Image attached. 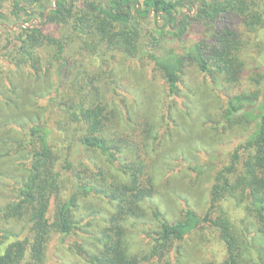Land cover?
I'll use <instances>...</instances> for the list:
<instances>
[{
  "label": "trees",
  "instance_id": "16d2710c",
  "mask_svg": "<svg viewBox=\"0 0 264 264\" xmlns=\"http://www.w3.org/2000/svg\"><path fill=\"white\" fill-rule=\"evenodd\" d=\"M36 17L67 31L45 32ZM13 20L0 48V102L16 111L0 139V264H53L56 239L77 258L61 264H161L178 249L201 221L193 210L171 222L155 207L150 248L135 250L130 239L159 191L158 151L175 129L167 114L187 90L190 101L219 99V110L196 114L200 126L249 134L217 170L202 220L220 233L224 264H258L250 233L264 264V103L258 117L245 112L260 91L243 86L264 79L253 65L264 48V0H0V21ZM84 54L101 60L98 71L80 67ZM142 75L163 87L162 111ZM55 128L72 139L66 152ZM82 150L93 157L74 162ZM227 197L245 205L242 232L220 208Z\"/></svg>",
  "mask_w": 264,
  "mask_h": 264
},
{
  "label": "rangeland",
  "instance_id": "374dc122",
  "mask_svg": "<svg viewBox=\"0 0 264 264\" xmlns=\"http://www.w3.org/2000/svg\"><path fill=\"white\" fill-rule=\"evenodd\" d=\"M9 5V3L4 5L6 12H9ZM196 5H198V3H196ZM23 19H27V16H23ZM36 21L38 25L48 33L61 35L62 32L67 31V27H58L53 23H45V20L41 21L39 17H36ZM7 26H9L10 31H14L17 27L16 21H0V48L5 45V38L9 35L6 28ZM259 38L264 43V30L260 32ZM174 44L180 46L177 43L169 44V46ZM100 61L101 60H99L97 56L84 54L80 58V67L89 72H96L101 66ZM253 65L254 71H259L264 75V48L261 53L255 55ZM121 69L128 73L131 72L128 66H123ZM139 78L141 80L144 79V85H147L149 97H152L154 101H156L157 109L161 108L160 110L162 111L163 102L165 101L163 87L158 83L154 84L148 82L143 75ZM194 78L197 84H201L199 78ZM18 85L22 86L19 83ZM243 86L248 92H254L256 89L260 91L259 101L254 105H249L245 111L252 116L258 117L262 112L264 103V79L262 82L257 83L251 82V79L246 78ZM52 87V83L50 82L48 89ZM41 91L45 92L43 90ZM209 93L214 92L212 90L209 91ZM189 95L191 94L187 90L184 95L185 97L178 98V102L173 106L172 112L167 114L168 118L170 114L172 117L167 121L166 126L175 129L172 130V133L174 132L172 136L169 137L168 135L163 139L164 141L162 140L164 146L158 151L160 152L159 156L163 164L161 166V173L158 177L159 191L155 198H153V201L147 204V218L139 221L136 226L131 227L134 231L132 230L130 241L135 250H147L153 244L154 241L147 232H150L155 227L157 228L159 225V220L153 212V208L155 207H159L171 222L185 221L187 219L186 212L188 210H193L201 217V221L192 232L188 233L184 239L178 243V249H174L167 258H164L161 264H224L226 247L220 237V233L210 222H205L202 219L211 207V188L217 170L226 165V163H229L231 152H233L238 142L240 140L245 141L249 134L243 132L242 136L241 133H238L237 129H224L222 125L217 127L216 130L208 126V123L203 124L204 126H200L199 124L202 122L203 116L199 115L196 117V114L202 112V110H217L220 107L219 99H215L213 96L211 99L214 100L208 101L209 99L203 97L199 98L200 103H198L190 101L188 98ZM10 96L16 103L19 102L22 108L23 106L29 108L32 106V103L24 102L21 98L11 93ZM211 96L212 94L209 97ZM146 98L147 96L142 98L139 97L141 102H144L146 106H150L152 103H148ZM185 100L187 101L185 102ZM201 100L204 101L201 102ZM14 107V103L7 104L5 102H0V139L5 132L4 129L7 127V123H9L8 115L13 116L16 112H13ZM155 111L156 110H153L152 114H155ZM18 112L21 113L19 110ZM160 116H162V112H160ZM55 130L57 143L63 148V151L66 152L67 148L72 144V139L68 138L66 133H62L58 128H55ZM217 132L222 133L219 134ZM74 145L82 148L78 143ZM83 151L84 150L81 152L77 151L76 154H74V162H77L79 159L89 161L91 159L90 156L93 157L91 153L89 156H86ZM8 163L10 164V161ZM8 166L20 174L17 166ZM193 166L195 169H192ZM13 174L16 175V173L12 171L11 175ZM99 203L106 206L104 202ZM96 206L102 208L98 204ZM54 207L55 203L53 202L51 206L52 212L54 211ZM220 208L225 211L232 223L242 232L245 227L246 219L245 205H240L234 199L227 197L220 203ZM2 226L4 225L0 224V228H2ZM0 234H2V232H0ZM246 240L255 260L258 261V264H262L258 250L262 245L259 236L250 233V235L246 236ZM52 252L54 253L51 259L53 264H61V262L66 263L77 259L74 253L61 247V243L58 239L53 242ZM262 254L264 255V253Z\"/></svg>",
  "mask_w": 264,
  "mask_h": 264
}]
</instances>
